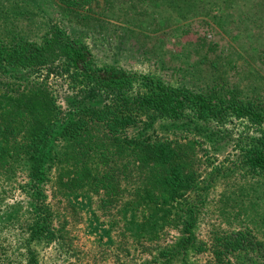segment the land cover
I'll return each instance as SVG.
<instances>
[{"label":"rangeland","instance_id":"rangeland-1","mask_svg":"<svg viewBox=\"0 0 264 264\" xmlns=\"http://www.w3.org/2000/svg\"><path fill=\"white\" fill-rule=\"evenodd\" d=\"M108 1L98 0L99 5L84 19L86 12L79 7L71 11L66 5L69 0H0V31L9 38L41 41L47 31L61 26L70 33L76 30L80 40L93 49L98 65L152 74L166 84L215 97L264 98V34L254 23L249 27L230 23L222 28V20L216 16L219 10L208 14L189 2L183 6L182 19L173 6L166 7L162 1L111 0L114 6ZM229 5V20L252 6L236 0H230ZM254 16L250 18H260ZM20 85L33 86L45 97L50 109L45 121L50 124L64 122L94 97L100 103L111 99L75 78L61 59L37 70L14 65L0 68V95ZM139 90L143 89L138 83L134 93ZM260 126L234 114L218 122L193 119L188 111L184 118L175 120L149 110L141 112L118 136L125 146L126 141L136 143L139 139H191L188 167L195 170L193 185L173 208L196 215L193 233L200 241L210 243L213 235L251 231L264 243V174L245 163L247 149L261 134ZM125 160L133 162L129 156ZM23 168L12 179L0 176V263L185 264L179 256L166 261L168 254H161L176 250L178 240L184 239L185 223L163 225L158 230L156 226L151 234L130 228L124 211L142 181L136 171L123 177L120 196L95 191L94 187L75 196L62 186L63 180L67 181V168L61 169L62 183H58L60 170H48L39 187L50 205L55 227L63 231L73 248L62 244L65 241L47 238L28 245L23 236L35 204L31 202L26 166ZM13 204L20 211L19 218H10ZM211 256L210 250H186L187 264H206ZM229 259L231 264H264V250L244 248L230 254Z\"/></svg>","mask_w":264,"mask_h":264},{"label":"trees","instance_id":"trees-1","mask_svg":"<svg viewBox=\"0 0 264 264\" xmlns=\"http://www.w3.org/2000/svg\"><path fill=\"white\" fill-rule=\"evenodd\" d=\"M158 1L164 2L166 7L173 6L177 16L182 19L185 18V14L181 13L183 6L189 2L191 5L198 4L203 9L201 11L208 14L212 9L219 10L216 16L222 20V28L230 23L244 24L245 27L254 23L264 34V0H236L238 4L244 2L252 6L241 9L243 13L237 10L240 15L230 20V0L152 2L160 3ZM107 4L114 6L115 2L109 0ZM66 5L71 11L81 8L86 12L84 19H87L90 11L99 3L98 0H69ZM186 11L192 13L191 9L186 8ZM252 14H255L253 18H260L251 19ZM57 59L64 60L67 70L72 71L75 78H81L91 88L105 92L111 99L100 103L98 97H94L89 103L84 102V110L81 109L64 122L50 124L45 121V115L50 111L47 100L33 86L20 85L0 95V176L1 179L2 175L12 179L17 176L19 168L23 171L26 166L31 202L35 204L32 216L26 220L27 229L21 232H24L23 240L28 245L41 238L67 240L63 231L55 227L50 205L39 187L47 171L55 168L60 170L58 183H62L64 173L61 169L67 168V181L63 180L62 186L65 184L64 190L68 188L75 196H79L78 191L83 193L93 187L95 191L120 196L123 193V177L128 178L134 171L139 172L141 184L133 192L134 197L125 205L124 211L125 215H129L130 228L151 234L156 226L158 230L163 225L185 223L182 229L184 239L180 238V243L178 240L176 250L161 253L168 254L166 261L179 256L187 264L186 250L190 247H197L200 251L210 250L212 256L206 264H231L230 254L244 248L264 250L263 241L255 239L251 231L213 235L210 243L200 241L193 233L196 215L193 212L185 215L182 209L173 208L193 185L195 170L188 167L191 139L187 142L139 139L136 143L126 141L128 146H125L119 143L118 136V133L133 125L143 111L154 110L175 120L184 118L191 111L193 119L211 118L218 122H224L234 114L261 125L257 142L246 151L245 163L264 174V98L248 95L215 97L202 91L166 84L152 74L115 65H98L93 49L80 40L76 30L70 33L61 26L47 31L41 41L9 38L0 31V68L14 65L37 70L51 67ZM138 83L143 90L134 93ZM39 104L43 106L39 107ZM127 156L133 162H127ZM12 206L10 218H19L17 204ZM62 244L73 248L71 242Z\"/></svg>","mask_w":264,"mask_h":264}]
</instances>
